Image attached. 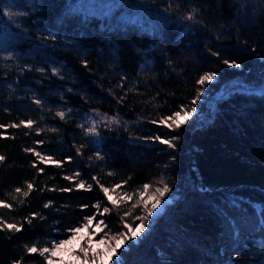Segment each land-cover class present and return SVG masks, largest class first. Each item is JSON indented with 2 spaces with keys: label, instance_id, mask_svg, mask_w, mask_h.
I'll return each mask as SVG.
<instances>
[{
  "label": "trees",
  "instance_id": "obj_1",
  "mask_svg": "<svg viewBox=\"0 0 264 264\" xmlns=\"http://www.w3.org/2000/svg\"><path fill=\"white\" fill-rule=\"evenodd\" d=\"M209 71L187 124L151 123L191 107ZM262 90L264 0H0V221L23 225L0 228V264H47L26 248L68 236L97 201L110 237L139 224L161 179L170 200L141 242L118 250L124 264H264ZM97 112L122 123L85 136ZM177 135L175 149L153 139ZM96 181L132 201L112 205Z\"/></svg>",
  "mask_w": 264,
  "mask_h": 264
},
{
  "label": "snow or ice",
  "instance_id": "obj_2",
  "mask_svg": "<svg viewBox=\"0 0 264 264\" xmlns=\"http://www.w3.org/2000/svg\"><path fill=\"white\" fill-rule=\"evenodd\" d=\"M198 11V9H193L190 14L187 15V20H194L195 19V13ZM7 15L9 17H12L14 15H19L18 13H13L11 11L7 12ZM214 55L219 56V52L214 53ZM13 54L12 52H8V55L6 59H12ZM86 66V61L84 62ZM224 64L234 67H240L239 64H236L235 62H230L228 59H225L223 61ZM30 70V69H29ZM39 71L43 72L44 69H39ZM54 74H58V69L52 70ZM217 77V73L215 71H209L205 72L203 75H201L197 81V83L201 86V88L197 91V94L194 98V100L191 102V107H188L186 105H181L179 107V110H176L172 112L170 115L164 116L159 120H152L151 123L153 124H160L165 126L166 128L177 131L179 130L183 124H187L188 120L191 118L192 114L197 112L198 109L196 107V102L201 99V95L204 92L203 86L206 84V82L214 81ZM68 91H71V89H68ZM262 94H264V90H262ZM35 104L40 105L41 100L35 99ZM69 112L72 111V109H68ZM57 116H59L61 119H64L65 112L64 111H58L56 113ZM97 116L100 117L99 120L93 119L90 123V126L84 129L83 125H80L82 129H84V135L85 136H91V137H100V131H99V125L103 124L104 127H110L112 125H118L121 124L122 121L118 119L116 116L108 117L106 115L100 114L97 112ZM22 124L25 123L24 121L21 122ZM28 127H31L33 124L32 120H28L26 122ZM0 127H5L4 125H0ZM8 127H18V125H8ZM156 141H159L165 145H167L169 148L175 149L176 148V141L180 139V137L174 136L170 139H162L160 136L153 137ZM94 143H99V139L93 141ZM37 143L42 144V141H39ZM31 151V150H27ZM79 151V149H77ZM35 155L39 157L41 160H44L45 157L41 156L40 152H35ZM97 159L103 160L104 157L100 155V151L98 150L95 153ZM47 159L51 160V157H47ZM91 159V157H89ZM173 161L175 160V156L172 157ZM4 160V156L0 155V161ZM75 177H78L80 173L76 171L74 173ZM73 176L65 177V179L71 181L73 180ZM95 180V177H93ZM97 184H99L101 191L104 193V196L106 197V200L109 201L112 205L116 204V201L112 199V196L109 195L110 189L105 187L103 184H100L99 181H96ZM126 183V182H125ZM160 184L162 187H156L153 190V194L148 197V200H145L142 204V212L143 215L138 216L137 219L139 220L138 226L135 227L134 230H130L127 225H124V230L117 232V234L112 235L109 239L108 233L104 232V228L107 227L105 225V221L103 219V214H107L110 212V208L108 206H104L102 208L101 212V203L97 201L93 207L95 209V213L93 215H89L84 218L83 223L75 226L71 229L66 230L69 235L68 238L60 239L56 241H51V247H43L41 249H38L35 245L31 247H27L26 251L28 253H37L39 251L41 256H44L45 253H48L49 255L46 257L47 264H54L53 257H59V264H64V259L62 256H60V250L64 248L67 245H74L73 249L70 252V264L71 261L77 262V264H108V262L113 258L116 257V264H124L123 259L121 256L117 255V252L119 249H130L133 247V245L139 243L142 241L144 236H146L147 232H150L152 230V225L155 223V218L158 216V214L162 213L164 211V208L168 201L170 199H166L165 194L170 193L172 189L169 187L167 183L164 182L163 179L160 180ZM77 189H85V183L83 181L79 182L76 186ZM116 187H120L119 184L116 185ZM28 188L31 189L32 185L29 184ZM150 188V185L148 183H145L143 185V189L145 192ZM92 189V184L87 185V190ZM61 191L64 192H71L73 191V188H64L61 189ZM16 192L19 193L20 189L17 188ZM25 196L28 195L27 192L24 193ZM131 199V197H129ZM148 201H151L149 204ZM6 207H10V205H5ZM48 205L46 204L45 207ZM139 206V202L137 204L133 205V207ZM88 205H81V208H87ZM99 214L101 218L96 222L95 229H91V226L93 224V221L96 219V215ZM128 213H125L127 215ZM28 223L31 224V219L28 220ZM103 226V227H102ZM6 227L9 230L19 232L21 231L23 225L17 226L16 224H4L3 221H0V228ZM90 229V234L87 236L85 240L79 243L78 246H75V243L77 241V236L80 234L83 230ZM109 231H111L109 229ZM99 233H104V235L95 242L94 245V237L98 235ZM129 241L131 243H129ZM98 245H104L105 247L102 249H99ZM13 264H20L19 261H14Z\"/></svg>",
  "mask_w": 264,
  "mask_h": 264
},
{
  "label": "rangeland",
  "instance_id": "obj_3",
  "mask_svg": "<svg viewBox=\"0 0 264 264\" xmlns=\"http://www.w3.org/2000/svg\"><path fill=\"white\" fill-rule=\"evenodd\" d=\"M110 189V192H109V195L112 196V199L116 201V203H118L119 205L121 204H124L125 202L129 203L131 202L132 198L129 199V197H132L131 196V192H128L125 188H123L122 186L120 187H116V185H113V186H110L109 187ZM138 195H145V190L141 187V188H138ZM151 203V201H150ZM101 212H102V208L104 206H106L104 203H101ZM94 213H95V209H94ZM94 213L90 214V215H93ZM89 216V215H88ZM101 218V216L99 214L96 215V219L93 221V224L91 226V229H95V225H96V222ZM83 223V222H82ZM81 223V224H82ZM9 224V223H7ZM127 227L130 229V230H134L136 226H138V222L137 220H135V218H132V220H129L127 223ZM80 225V224H79ZM105 225H106V222H105ZM78 226V225H77ZM103 227V226H102ZM124 230V229H123ZM122 230V231H123ZM104 232L105 229H104ZM108 232V231H107ZM106 232V233H107ZM115 234H117V232H114ZM90 234V229H85L83 230L80 234H78L77 236V241L75 243V246H78L80 242H82L83 240H85L87 238V236ZM113 234V235H115ZM104 235V233H99L98 235H96L94 237V245H95V242L98 241L102 236ZM112 236V235H111ZM65 238H68V236L64 237V238H61V239H65ZM109 239H110V236H109ZM60 240V239H58ZM51 241H56V240H51ZM50 241V242H51ZM49 242L48 246L47 247H51V243ZM74 245H67L65 246L64 248H62L60 250V256L63 257L64 259V264H70V252L71 250L73 249ZM99 249H102L104 248L105 246L104 245H98L97 246ZM47 255H49L47 253ZM53 261H54V264H59V257H53L52 258ZM71 264H77V262L75 261H71Z\"/></svg>",
  "mask_w": 264,
  "mask_h": 264
}]
</instances>
